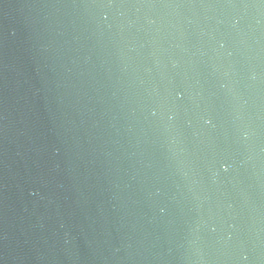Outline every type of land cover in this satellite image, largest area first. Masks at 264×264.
I'll use <instances>...</instances> for the list:
<instances>
[{"label": "water", "instance_id": "95a60500", "mask_svg": "<svg viewBox=\"0 0 264 264\" xmlns=\"http://www.w3.org/2000/svg\"><path fill=\"white\" fill-rule=\"evenodd\" d=\"M0 264H264V0H0Z\"/></svg>", "mask_w": 264, "mask_h": 264}]
</instances>
